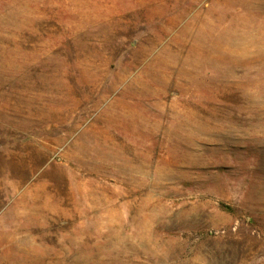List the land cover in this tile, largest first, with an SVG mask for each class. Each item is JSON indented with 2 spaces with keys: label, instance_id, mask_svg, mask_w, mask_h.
<instances>
[{
  "label": "rangeland",
  "instance_id": "374dc122",
  "mask_svg": "<svg viewBox=\"0 0 264 264\" xmlns=\"http://www.w3.org/2000/svg\"><path fill=\"white\" fill-rule=\"evenodd\" d=\"M0 264H264V0H0Z\"/></svg>",
  "mask_w": 264,
  "mask_h": 264
}]
</instances>
